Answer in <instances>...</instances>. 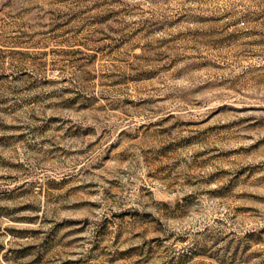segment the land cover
I'll use <instances>...</instances> for the list:
<instances>
[{"label":"rangeland","instance_id":"1","mask_svg":"<svg viewBox=\"0 0 264 264\" xmlns=\"http://www.w3.org/2000/svg\"><path fill=\"white\" fill-rule=\"evenodd\" d=\"M0 264H264V0H0Z\"/></svg>","mask_w":264,"mask_h":264}]
</instances>
